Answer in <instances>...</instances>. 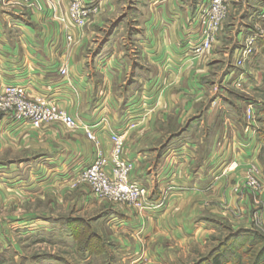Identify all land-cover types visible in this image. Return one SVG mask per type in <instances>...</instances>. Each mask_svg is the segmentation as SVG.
Instances as JSON below:
<instances>
[{
  "label": "crops",
  "instance_id": "crops-1",
  "mask_svg": "<svg viewBox=\"0 0 264 264\" xmlns=\"http://www.w3.org/2000/svg\"><path fill=\"white\" fill-rule=\"evenodd\" d=\"M53 1L51 8L41 0L39 11L0 8V86L22 85L30 98L51 100L93 126L98 143L83 131L62 125L38 129L28 121L0 115V205L15 203L36 186L63 190L99 152L109 154L112 131L130 137L134 130L136 136L127 137L126 149L134 165L131 180L145 185L152 201L163 195L167 199L160 209L142 213L125 205L99 208L93 221L111 230L104 236L109 249L102 256L80 249L71 216L29 213L9 221L0 217V242L9 243L8 247L11 242L23 254L11 231L26 242L35 238L36 231L56 224L69 231L66 238L75 242L82 264H96V257L106 254L108 259L116 255L119 264H191L195 260L199 264L205 257L209 259L205 264H213L217 247L191 258L192 250L198 252L222 231L223 224L211 216L218 213V204L226 203L239 215L252 206L248 194L234 190L240 182L237 175L224 167L235 161L240 168L258 161L261 143L257 127L247 123L240 109L224 106L220 121L215 106L203 101L212 64L207 58L193 57L187 38L197 22L191 20L200 14L199 2L206 0H151L154 4L136 33L135 55L121 36L108 34L96 43L110 14L107 11L114 8L111 0H86L102 2L103 9L82 29L67 28L57 20L68 13V2ZM144 14L139 11L140 16ZM239 51L235 50V59ZM62 68H67L66 75L61 74ZM243 77L244 72L231 71L222 82ZM216 96L213 92L209 97L213 103ZM83 203L88 205V199ZM63 238L60 241H66ZM41 259L43 264L50 258ZM55 259L50 264H71L65 258Z\"/></svg>",
  "mask_w": 264,
  "mask_h": 264
},
{
  "label": "rangeland",
  "instance_id": "rangeland-1",
  "mask_svg": "<svg viewBox=\"0 0 264 264\" xmlns=\"http://www.w3.org/2000/svg\"><path fill=\"white\" fill-rule=\"evenodd\" d=\"M44 1L47 6L51 8L54 7V1ZM66 1L69 4V0ZM111 1L114 8L113 10L107 11L110 14L107 15V18L105 17V24L102 25L105 29L101 27L102 29L99 32V36H97L98 40L96 43H102L104 37L108 36V34L117 35L119 38L121 36L124 45L133 46L129 47L132 49L131 52L135 55L137 54L134 49L137 30L142 28L146 13L149 12V9L154 2H150L151 0ZM162 1L163 0H161V2ZM211 1L212 0H206L202 3L199 2L200 5L198 9L200 13L207 9ZM223 3L224 11L222 10L223 13L218 25L219 35L209 50L203 55L197 56L195 55L194 50L192 48L190 49L193 57L207 58V61L212 64L211 69L208 71V78H206L209 81V91L207 92L208 94L203 97V101L208 104L211 102L210 105L215 106L216 116L220 121L224 120L221 113L224 106L227 108L234 106L237 107L238 110L240 109L241 111L240 114L242 113L245 116L247 123L255 125L257 130H261L262 135H264V0H223ZM95 4L97 5V10L93 13V16L101 13L103 9L102 2H95ZM42 6L41 0H0V8L9 7L15 10L21 8L28 11H39L43 9ZM139 11H144L145 14L140 16ZM67 15L68 13L65 16L57 17L56 19L66 25L65 21L62 19L66 18ZM92 17L89 20H91ZM195 20L197 22L190 27L191 31L188 33L189 37L187 38L190 46L197 45L201 37L200 34L202 28L200 14L198 15V18L196 16V19H192L191 21L193 22ZM191 34L193 35V38L190 37ZM251 36H254L255 38L253 52L245 58L243 63H240L241 60L239 61V59L244 57V51L242 48L249 44ZM66 39L69 42L72 41V39H68V36ZM238 48H240V51L235 59L234 52ZM231 71L235 72V75L244 72V80L239 79L235 81L234 79H231L222 82L223 76ZM128 76H130V74H128ZM1 87L2 86H0V88ZM213 92L214 95L217 94L216 97L219 95L218 99H214V103L211 101V98H209ZM30 99L33 100L36 98ZM20 103L21 101L16 96H7L4 99H0V115H5L4 112L10 105H18ZM205 103L199 105V109H202ZM63 110L66 111L65 109ZM250 112L251 115H249ZM68 114L71 115L70 113ZM222 123H224V121ZM45 125H62L71 131H83L88 138L84 129L69 127L62 120H49L40 126H33L39 129ZM217 127H219L218 124ZM134 132L135 130L130 134V137H128V135L126 136L125 153L130 144V139L133 138L132 136L134 135ZM134 136H136V134ZM92 141L98 143V138L96 137V139ZM262 145L263 151L261 158L258 161L250 162L241 168L239 163L235 161L224 167L225 172H231L237 175L240 182L236 187H240V189L243 187L239 193L243 192L248 194L249 201L252 205L251 209L247 213L241 211V214L239 215L227 208V206H225L226 203L223 205L218 204V213L212 214L211 216L214 218L216 217L217 220L223 224V229L221 232L213 234V238L210 239L205 247L199 249L198 252L192 250L191 261L195 259L197 253L203 254V252L206 253L212 251L215 247L222 244L221 241L224 240V242H226L229 238L235 236L236 233L245 230L255 233L256 237L251 242V247L247 253H244L243 247L245 249L248 247V244H246V246H243L242 244L243 247L237 251L240 254V264L254 263L255 257L258 256L260 250L264 246V197H262L264 196V144H261V149ZM111 149L112 144L110 152ZM251 167H255L256 171L258 170V173L256 174V179L260 182V186L257 187L258 189H249L246 186L251 177ZM96 182L97 180L92 179L78 180L75 182L69 181L67 187L63 190H59V188L56 187L45 189L36 186V190L27 193L26 197H17L15 203L11 201L10 205H0V217L5 221H9L12 218H20L29 213L44 215L48 218L71 216L75 220L74 228L79 236V247L83 245L84 249H91V251L98 254L97 256H102V254L109 249L108 244L105 241L107 238L105 237L111 233V230L107 229L104 224L101 226L98 220L94 222V219L92 218L93 214L97 217L96 215L99 208L112 207L115 205H125L131 210L138 213L139 211L134 204L115 202L113 198L116 195V191L110 186L103 189L101 198H96L93 191V186ZM82 196L84 197L83 199ZM76 199H78L77 202L80 203L78 209H76ZM86 199H88L89 204L93 206L89 204L84 206L83 201ZM89 206L91 207L89 208ZM89 209H94V211ZM11 233L14 235L16 241H18L17 244L20 245L23 254H19L12 247L11 242L10 247H8L9 243L6 241V244L0 242V264H40V261L43 260L41 259L42 257L50 258L43 261V264L53 263L56 261L55 258H65L70 261L71 264H82V255L78 256L80 259L76 257L78 248L76 249L74 247L75 242L66 238L67 236L65 233H69V231L67 232L65 228L56 226V224H49L40 231H36L34 234L35 238L32 239V241L28 240L25 242L23 240H18L17 233L12 231ZM62 236H64L63 239H66V241H60ZM39 237L45 238L41 239ZM15 252L17 255H15ZM107 256L108 254H106L104 258L96 257V264H106L111 260L112 263L119 264L116 255L113 254L110 259H108ZM196 261L198 260H195L191 264H194ZM59 263L60 262H58V264ZM184 264L190 263L186 262Z\"/></svg>",
  "mask_w": 264,
  "mask_h": 264
},
{
  "label": "built area",
  "instance_id": "built-area-1",
  "mask_svg": "<svg viewBox=\"0 0 264 264\" xmlns=\"http://www.w3.org/2000/svg\"><path fill=\"white\" fill-rule=\"evenodd\" d=\"M96 6L95 2L88 3L86 0H69L68 15L62 20L65 21L67 28H82L97 10ZM223 7V0H212L207 9L200 13L202 28L200 41L197 45L191 46L195 55H203L209 50L219 35L218 25L223 13ZM68 39L71 40L72 37L68 36ZM254 42L255 38L251 36L249 44L242 48L244 57L239 59V61L241 60L240 63H243L245 58L253 52ZM61 73L66 75L67 68H62ZM7 96H16L21 101L18 105H10L4 112L5 115L10 116L14 121H29L35 126H40L49 120H62L69 127L84 129L89 139H96L93 126L77 120V118L69 115L60 106L47 98L38 97L33 100L30 99L27 89L22 85L12 84L2 86L0 88V99H4ZM249 115H251V112ZM110 140L112 144L111 152L108 155L99 153L95 160L83 168L75 177L71 178L70 182L85 179L97 180L93 186L96 198H101L103 189L110 186L116 191V195L113 198L115 202L134 204L139 213L163 207L167 199L166 195H163L157 201H152L149 197V189L145 185L131 180L130 175L134 165L126 157L125 133L112 131ZM250 171L251 177L246 186L249 189H258L257 187L260 186V182L256 179L258 170L256 171L255 167H251ZM242 188L236 187L235 191L239 193Z\"/></svg>",
  "mask_w": 264,
  "mask_h": 264
},
{
  "label": "trees",
  "instance_id": "trees-1",
  "mask_svg": "<svg viewBox=\"0 0 264 264\" xmlns=\"http://www.w3.org/2000/svg\"><path fill=\"white\" fill-rule=\"evenodd\" d=\"M257 137L260 141V143L264 144V135H262L261 130H257ZM263 151V145L260 152L259 159L261 158ZM256 234L252 233L250 231L245 232H238L235 236H232L229 238L226 242L221 241V245L217 247V255L212 258L213 264H240V257L239 253L237 252L240 250L243 246H246L248 244V247L244 249V253H247L249 251V248L251 247V242L255 239ZM264 241V240H263ZM86 244V240H85ZM243 244V246H242ZM81 250H84L83 245L80 246ZM215 254V252H214ZM203 261L199 262V264H205L204 261L209 260L203 258ZM203 262V263H202ZM253 264H264V246L260 250V253L258 256L255 257Z\"/></svg>",
  "mask_w": 264,
  "mask_h": 264
}]
</instances>
